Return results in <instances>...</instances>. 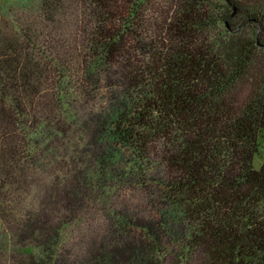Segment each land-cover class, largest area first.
<instances>
[{
  "label": "trees",
  "instance_id": "1",
  "mask_svg": "<svg viewBox=\"0 0 264 264\" xmlns=\"http://www.w3.org/2000/svg\"><path fill=\"white\" fill-rule=\"evenodd\" d=\"M264 0H0V264H264Z\"/></svg>",
  "mask_w": 264,
  "mask_h": 264
},
{
  "label": "rangeland",
  "instance_id": "2",
  "mask_svg": "<svg viewBox=\"0 0 264 264\" xmlns=\"http://www.w3.org/2000/svg\"><path fill=\"white\" fill-rule=\"evenodd\" d=\"M258 143V153L254 156L253 159V166L255 169H259L264 163V130L259 135Z\"/></svg>",
  "mask_w": 264,
  "mask_h": 264
}]
</instances>
